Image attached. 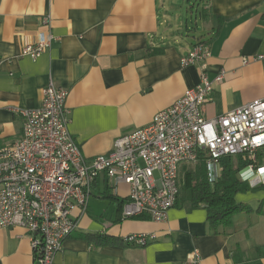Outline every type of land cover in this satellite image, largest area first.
<instances>
[{
	"label": "crops",
	"instance_id": "obj_1",
	"mask_svg": "<svg viewBox=\"0 0 264 264\" xmlns=\"http://www.w3.org/2000/svg\"><path fill=\"white\" fill-rule=\"evenodd\" d=\"M185 3L0 0V149L22 135L17 111L39 108L42 89L53 81L69 92V130L87 160L109 154L119 137L148 127L199 84V66L181 64L199 43L213 56L210 77L221 69L228 77L202 106L205 119L264 100V0H200L192 26L184 23ZM48 30L56 37L51 49L37 61L22 57ZM258 153V165L238 175L254 191L237 202L252 212L234 215L218 231L205 206L183 198L165 223L147 216L122 221L119 206L130 188L101 175L79 228L53 264H184L194 251L201 264H264V214L257 213L264 202V153ZM132 234L157 240L143 248L122 242ZM0 264H35L27 231L0 230Z\"/></svg>",
	"mask_w": 264,
	"mask_h": 264
},
{
	"label": "built area",
	"instance_id": "obj_2",
	"mask_svg": "<svg viewBox=\"0 0 264 264\" xmlns=\"http://www.w3.org/2000/svg\"><path fill=\"white\" fill-rule=\"evenodd\" d=\"M55 40L49 30L40 33L36 44L22 50V57L37 61ZM181 64L183 68L199 66V84L158 113L148 127L119 137L109 154L91 161L69 130L71 110L66 106V89L50 81L42 89L39 108L17 111L23 119L22 135L0 149V230L27 231L35 264H53L63 251L65 241L79 228L101 175L130 188L121 211L122 221L147 216L165 223L178 202L183 163L203 159L214 184L222 174L224 157L264 153V100L205 119L201 108L216 87L226 84L227 72L221 69L210 77L213 56L204 43L182 57ZM244 64L248 60L244 59ZM249 168L253 170L254 166ZM76 210L80 212L78 217L73 216ZM156 240L155 234L122 238L126 245L140 248ZM202 261L200 253L194 251L184 264Z\"/></svg>",
	"mask_w": 264,
	"mask_h": 264
},
{
	"label": "trees",
	"instance_id": "obj_3",
	"mask_svg": "<svg viewBox=\"0 0 264 264\" xmlns=\"http://www.w3.org/2000/svg\"><path fill=\"white\" fill-rule=\"evenodd\" d=\"M156 51L155 53H159ZM256 153L254 157L244 154L238 157H224L221 160L223 168L220 178L211 184L209 171L203 159L194 163L193 168H185L181 175L179 172V197L189 200L195 207L203 205L208 214V222L218 231L230 226L231 219L240 212H252L237 202L240 195L254 191L241 182L239 173L249 166H257L258 159L262 156ZM114 200V199H112ZM178 203V202H177ZM124 203L120 204V212ZM257 213L264 214V202L259 206Z\"/></svg>",
	"mask_w": 264,
	"mask_h": 264
},
{
	"label": "rangeland",
	"instance_id": "obj_4",
	"mask_svg": "<svg viewBox=\"0 0 264 264\" xmlns=\"http://www.w3.org/2000/svg\"><path fill=\"white\" fill-rule=\"evenodd\" d=\"M200 0H186V3H185V9H184V13L182 14V16L184 17V23L185 24H189L190 26H192L193 22H195L196 20V15H193L192 14V10L193 8L196 7V10H197V5L199 3ZM195 166L194 163L192 162H186V163H183L181 166H180V172H181V175L184 173L182 172L185 168H193ZM219 170H221V167L219 165Z\"/></svg>",
	"mask_w": 264,
	"mask_h": 264
}]
</instances>
